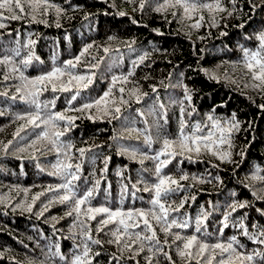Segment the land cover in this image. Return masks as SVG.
Wrapping results in <instances>:
<instances>
[{
    "label": "trees",
    "instance_id": "16d2710c",
    "mask_svg": "<svg viewBox=\"0 0 264 264\" xmlns=\"http://www.w3.org/2000/svg\"><path fill=\"white\" fill-rule=\"evenodd\" d=\"M52 2L64 10L59 17L60 27L56 26L55 14L50 13L46 17L47 26L42 23H29L27 19L5 20L7 27L0 29V49L15 47L17 39L21 45L29 38L35 41L32 46L34 59L24 70L26 76L34 78L50 70L53 60L56 65H61L62 62L77 56L86 45L92 44L94 46L82 58V64L77 69L78 72H83L84 62L91 56L103 59L96 80L87 90L81 92L82 97L91 100L100 96L110 86L113 74H126L132 68L133 60L148 53L144 62L134 69L135 75L129 78L130 83L122 85L118 82L113 89L116 93V90L123 86L127 95V90L135 86L142 93H148V96H142L140 103L133 99L129 105L123 106L120 119H113L111 122L107 117L101 119L95 108L90 110L96 117L95 121L87 119V113H66L79 119L61 139L71 141L75 148L93 149L85 154L79 183H83L85 177L93 180L94 177L91 175L93 171L99 177L104 167V158H111L93 204L108 202L115 208L120 202L121 183L131 184L141 177L151 178L153 168L151 160H145L141 165L127 156L119 155V144L146 150L143 137L137 138L135 134L128 136L124 133L127 139H112L121 135V122L125 119L135 120L136 126L143 128L145 127L141 122L143 118L138 115V112L143 111L151 124L153 117L147 115V109L156 103L154 97L158 94L159 102L164 104L167 112L168 122L164 125V130L169 134H175L179 121L178 102L184 97L183 86H187L192 95L191 105L195 112L191 117L186 114V120L203 121L208 114H212L224 121L230 120L235 114L240 122V130L233 133L232 163H221L215 157L204 154L201 156L202 162L183 160V163L177 164V161L173 160L168 165L166 172L176 173V169L179 168L190 177L196 175L212 179L211 183H197L194 188L189 187L192 184L191 179L182 181L185 191L178 193L176 199L179 200L185 194L194 195L196 199L190 200L174 215L187 214L195 217L203 206L211 212L207 220V231L212 233L215 239L225 206L234 200H244L249 203V207L239 209L234 213V218L246 216L244 222L249 225L250 231L255 230L251 227L253 224L264 225V216L261 215V211H264V199H258L252 194L253 190L259 192L260 189H264V183L253 179L255 175L264 176V107H261L264 105V92L252 87L251 73L241 62L242 48H256L258 46L256 37L264 31V0H236L235 5L230 0H221L222 6L233 14L229 16L228 12H216L214 15L218 26H214L211 23V14L205 10L202 13L205 19L199 29L190 27L196 22V18L180 19L179 12L177 18H173L174 10L171 8L165 13L155 11L157 0H146L142 11L139 9V0H135L134 3H129L128 0H52ZM121 12L126 15H119ZM133 41L135 43H132ZM129 44L132 45L131 49L128 47ZM104 47L110 49L109 53L103 52ZM116 49H119V53L115 51ZM35 57H39V60ZM4 73L10 76L13 74L8 68L0 65V92L5 90L9 92L8 97L0 96V111L4 113L0 115V141L7 143L13 140V133L24 123L15 120L16 114L29 109L19 97L15 101L10 99L16 94L14 85L19 81L18 79L5 81ZM213 76L218 77V80L212 78ZM151 85H156L158 93H153ZM53 95L59 97L54 111L64 110L71 93L54 94L49 90L43 93L41 99L47 100ZM81 102L78 99L73 107ZM184 103L187 105V101ZM32 131V127L29 126L21 132V136L26 139L21 141L17 138L7 155L0 151V196L5 197L8 204L16 205L24 203L23 189H29L28 203H31L35 194L45 192V195L36 201L32 213L0 204V264H27L29 258L39 264V261L44 259L41 249L47 251V245L57 240L61 252L70 259L75 251V244L82 239L79 236L76 240L66 238L72 235L73 231H78V229L70 231L73 218L65 215L67 205L56 203L45 212L44 217L36 215L42 203L49 196L55 195L46 192L47 186L56 185L60 181L48 175L51 171L49 162L55 161V153L36 152L34 160L31 149L23 153L14 151L18 144H25L31 139ZM159 146L154 144L153 150ZM223 147L227 150V145ZM179 159L180 157H177V160ZM93 160L95 164L92 163ZM212 164L219 167H212ZM41 167L45 170L41 171ZM144 169L148 171L145 172ZM120 172L123 173V180L117 174ZM176 175L178 176V173ZM217 176L219 180L213 179ZM108 184L111 188L106 190ZM233 193L236 195L233 196ZM149 197L150 193L134 192V195L126 196L123 207L126 209L147 207L146 201ZM53 216L58 218L55 228L60 229L55 235L53 221L49 219ZM99 219L100 217H97V220ZM90 223L95 237L96 221ZM157 232L163 240L164 235L160 233L159 228ZM232 235L238 236L248 252L261 248L260 245L241 236L239 231L231 226L224 229L221 239H227ZM99 238L105 241L108 239L104 233H100ZM92 249L93 252L101 253L100 256L94 257L93 264H134V261L128 260L127 252L124 253L123 259H113L112 253L120 256L115 245L105 243L102 248L93 245ZM165 250L168 251L167 248ZM144 255L148 253L145 251L136 257L140 264H146ZM171 255L177 264H183L174 248ZM156 260H159V264H168L162 255L155 257L153 264ZM56 264L63 262L57 259Z\"/></svg>",
    "mask_w": 264,
    "mask_h": 264
},
{
    "label": "snow or ice",
    "instance_id": "6c2138e0",
    "mask_svg": "<svg viewBox=\"0 0 264 264\" xmlns=\"http://www.w3.org/2000/svg\"><path fill=\"white\" fill-rule=\"evenodd\" d=\"M128 2L134 3L135 0H128ZM230 2L233 5L236 4V0H230ZM145 3L146 0H139L141 11L144 9ZM169 8L174 10L172 11L173 18H177L178 12L180 19L192 20L196 18V22L190 25L194 29L201 27V22L205 19L202 13L205 10L211 14V23L214 26H218V21L214 15L216 12H228L229 16L233 14L222 6L221 0H162V2L157 0L155 11L165 13ZM63 12L64 10L52 0H0V29L7 27L4 23L5 20L27 19L29 23H42L47 26L46 17L50 13L55 14L56 26L60 27L59 17ZM119 15L124 16L126 13L121 12ZM133 22L135 23V21ZM256 39L258 40L256 48H242L243 58L241 62L251 73L252 87L264 92V31H261ZM34 44L35 41L30 38L23 45L17 39L15 47L0 49V53H4L0 54V65L8 68L13 74L10 76L4 73L3 79L5 81L18 79L19 81L14 85L16 94L12 95L10 99L15 101L19 97L29 109V111L16 114L15 120L24 121V123L13 133V140H9L7 143L0 141V151L7 155L9 148L12 147L17 138L21 141L26 139V137L21 136V132H24L29 126L32 127L31 139L25 144H18L14 151L23 153L31 149L34 160L36 159V152L41 154L55 153V161L49 162L51 171L48 172V175L60 181L56 185L47 186L46 192L55 195L49 196L42 203L41 207L37 209L36 215L44 217L45 212L49 211L50 207L56 203L67 205L65 215L73 218L70 231L73 229H78V231H73L72 235L66 238L72 240H76L77 236L82 238L75 244V251L70 259L61 252L58 240L47 245V251L42 248L41 252L44 259L40 260L39 264H56L57 259L63 264H93L94 257L100 256L101 253L99 251L93 252L92 246L96 245L102 248L105 243L115 245L119 251V257L116 253L111 254L113 259L121 260L124 253L127 252L128 260L134 261V264H140L136 257L145 251L148 253L143 257L146 264H153L154 258L158 255H162L168 264H177L171 255L173 248L183 264H245V262L264 264V225L253 224L251 227L255 230L250 231L249 225L244 222L246 216L234 218V213L239 209L249 207L247 201L234 200L225 206L220 226L215 234V239H213V234L207 231V220L211 212L204 209L203 206L195 217L187 214L183 216L174 215L179 213L190 200L196 199L194 195L187 194L181 196L179 200L176 199L178 193L185 191L182 181L191 179L192 184L189 187L194 188L197 183H211L212 179L196 175L190 177L188 173L180 171L179 168L176 169L178 176L176 173L165 171L173 160H176L177 164L183 163V160L198 162L201 161V156L204 154L215 157L221 163H232L233 133L240 130V122L236 119L235 114L230 120L222 121L220 118L208 114L203 121L189 122L185 119V115L191 117L195 109L191 105L190 90L187 86H183L184 97L178 102L180 104L178 127L175 134H169L164 130V125L168 122L167 112L164 104L159 102L157 94L154 97L156 103L147 109V115L153 117L151 124L145 113L141 111L138 112V115L143 118L141 122L145 127H137L135 120L125 119L121 122V135L112 137L113 140L127 139L124 133H127L128 136L135 134L137 138L143 137L146 150L142 151L138 147L119 144V155L127 156L130 160L138 161L141 165L144 164L145 160H151L153 162L151 178L144 179L141 177L131 184L121 183L120 202L115 208L111 207L108 202L93 204L104 174L108 171L107 165L111 158H104V167L101 169L99 177L93 171L91 173L94 177L93 180L90 181L85 177L83 183H79L85 154L93 149L91 147L75 148L71 141L61 139L71 127L75 126V121L79 119L77 116H68L66 113H87L86 118L95 121L96 117L90 112L91 109L95 108L101 119L107 117L109 122L113 119H120L123 106L129 105L133 99L136 103H140L142 96H148V93H142L135 86L127 90V95H125L126 89L123 86L119 87L116 93L113 92V89L118 82L122 85L130 83L129 78L135 75L134 69L144 62L148 53H144L137 60H133L132 68L126 74H113L110 79V86L100 96L90 100L82 97L81 92L87 90L94 83L103 59L91 56L89 60L84 62L83 72H78L77 69L82 64V58L86 53H89V49L94 45H86L77 56L62 62L61 65H56L55 60H53V66L50 70L31 78L25 75L24 70L33 62L32 46ZM128 47L131 49L132 45L129 44ZM109 51L108 47L103 48L104 53L107 54ZM115 51L119 53V49ZM35 59L39 60V57H35ZM212 78L218 80V77L213 76ZM150 87L153 93H158L156 85ZM49 90L54 94L58 92L71 93L64 110L54 111L56 100L59 99L56 95L47 100L41 99L43 93ZM0 96L8 97L9 92L7 90L2 91ZM78 99L82 102L73 107ZM185 101H187V105H185ZM3 114L0 111V115ZM42 141L46 143H41ZM154 144H159V148L153 150ZM224 145H227V150L224 149ZM240 154L243 155V152ZM177 157L180 159L177 160ZM92 163L95 164V160ZM212 167L218 168L219 165L212 164ZM40 170L44 171L45 169L41 167ZM144 171L147 172L148 169H144ZM117 174L121 176L122 180L124 179L122 172ZM213 179L219 180V177ZM253 179L264 183V176L255 175ZM110 188L111 185L108 184L106 190ZM23 191L25 193L24 203L8 204L6 198L0 196V204L32 213L36 201L45 195V192L33 195L31 203H28L27 193L29 189H23ZM138 191L150 193V197L146 201L148 206L124 208L123 202L126 196L134 195V192ZM252 194L258 199H264V189H260L259 192L253 190ZM232 195L235 196L236 194L233 193ZM105 201H107V196ZM261 215L264 216V211H261ZM97 217L100 219L97 220ZM49 219L53 221L52 227L55 235L60 231V229L55 228L58 218L53 216ZM91 221H96L95 237L93 236ZM109 225L114 227H109ZM230 226L237 229L240 235L246 237L247 240L260 245L261 248L248 252L245 244L236 235L221 239L224 229ZM157 228H159L160 233H163V240L158 235ZM173 229L179 231H173ZM189 229L192 231L189 232ZM100 233H104L108 239L105 241L99 238ZM43 238L47 239V237ZM37 246L39 247V245ZM166 248L168 251L165 250ZM27 264H36V261L29 258ZM155 264H159V260H156Z\"/></svg>",
    "mask_w": 264,
    "mask_h": 264
}]
</instances>
